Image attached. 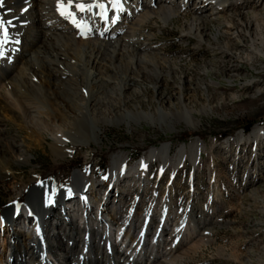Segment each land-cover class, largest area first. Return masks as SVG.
Listing matches in <instances>:
<instances>
[{
	"label": "bare ground",
	"instance_id": "6f19581e",
	"mask_svg": "<svg viewBox=\"0 0 264 264\" xmlns=\"http://www.w3.org/2000/svg\"><path fill=\"white\" fill-rule=\"evenodd\" d=\"M239 3V0L208 3L207 0H3L0 18L12 23L7 25L6 38L0 32V179H6L14 167L31 164L27 144L16 136L7 137L5 126L9 122L29 131L39 141L44 140L42 134L47 132L52 141L51 152L59 159L69 156L77 146L100 142L105 126L145 123L172 132L175 125L184 124L195 130L199 122L193 115H206L209 110L202 106L196 112L188 107L184 82L174 86L167 102L157 99L154 108L144 111L141 105L128 106L131 93L152 80L154 83L149 86L156 94L162 86V77L171 74L170 66L164 67L169 63L167 56L150 46L153 34L144 35L140 46L134 47L139 40L137 31L153 20L165 28L173 19L189 17L181 25L180 42L186 44L192 39L196 49H200L209 37L205 21L230 13ZM80 4L86 6L85 11L79 10ZM89 5L93 7L88 9ZM239 15H236L238 19ZM232 23H228L226 31L233 32L235 39L245 33L253 52L264 56V40L256 38L258 33L252 37L248 23L242 20ZM221 33L216 29L212 40L217 42ZM219 50L220 56L233 59L229 44ZM43 85L47 97L41 90ZM254 85L248 81L241 90ZM216 86L215 82L208 85ZM260 92L261 88H257L255 94ZM166 104H169L167 108ZM263 139L264 128H258L241 141ZM203 151L205 145L195 140L178 147L171 156V145L166 143L151 149L129 169L126 162L115 158L106 187L114 185L112 196L122 198L127 178L138 170L144 171L141 176L146 177L149 163L160 161L163 173L170 166L174 170L182 168L187 160L196 167ZM73 188L80 200L75 201ZM97 189L94 180L84 181L79 173L73 174L72 184L56 193L51 192L49 184L32 188L26 199L25 217L32 231L14 229L10 234L12 262L9 260L7 264H49L43 253L52 255L59 264H178L207 245L201 222L190 219L178 235H173L177 215L166 214L164 222L155 221L160 217L157 203L150 216L144 217L141 211H136L124 227L117 218L119 209L109 210L105 197L96 207L99 218L92 217V200ZM25 190L26 187L20 193ZM61 200L73 201V206L80 210L83 229L73 222ZM57 202L60 205L56 206ZM59 206H64L65 212ZM17 213L16 207L6 209L2 213L3 225L17 228L20 217ZM111 228L122 231L119 239L111 238ZM148 228L155 229L150 236L146 232ZM159 233L163 234L162 238ZM121 239L128 248H124L125 255L119 253L115 244ZM4 263L0 256V264Z\"/></svg>",
	"mask_w": 264,
	"mask_h": 264
},
{
	"label": "rangeland",
	"instance_id": "374dc122",
	"mask_svg": "<svg viewBox=\"0 0 264 264\" xmlns=\"http://www.w3.org/2000/svg\"><path fill=\"white\" fill-rule=\"evenodd\" d=\"M239 2L230 13L225 12L205 21L209 37L200 49H196L192 39L186 44L180 42L181 27L189 17L173 19L165 28L153 20L137 31L139 40L134 47L140 46L144 35L153 34L150 46L167 56L169 63L164 67L170 66L171 74L170 77H162V86L156 94L149 86L154 83L152 80L139 91L136 89L129 97L128 106L141 105L144 111L148 107L154 108L157 99L163 98L167 102L174 86L184 82L188 107L196 112L202 106L209 110L206 115H193L199 122L195 130L184 124L175 125L172 132L145 123L105 126L101 130L100 142L77 146L69 156L59 159L51 152L52 141L47 132L42 134L44 140L39 141L29 131L11 122L6 124L7 137L16 136L27 144L31 164L14 167L6 179H0V256L4 264L9 260L12 262V250L8 245L14 229L26 233L32 231L25 219L28 192L37 185L49 184L51 192L56 193L72 184L74 173H79L84 181L94 180L98 186L93 195L95 200H92V217L99 218L96 207L102 198L107 197L108 209H119L117 218L124 227L131 222L136 211H141L144 217L150 216L156 203L160 208V217L155 221L164 222L166 214L178 216L173 235H178L190 219L194 223L201 222L207 245L198 254L190 253L178 264H264V139L257 140V143H253L254 140L247 143L241 141L254 129L264 128V56L253 52L245 33L240 39H235L233 32L226 31L229 22L236 24L242 20L248 23L252 37L258 33L256 38L264 40V0ZM216 29L222 33L214 42L212 36ZM225 44L233 50V59L220 56L219 48ZM262 50L264 52V46ZM23 75L29 77L28 73ZM248 81L255 83L254 87L241 90V86ZM211 82L217 83V86L209 88ZM43 87L41 90L47 97L46 87ZM257 88H261L259 94H255ZM113 100L118 102V98ZM168 106L166 104L165 108ZM195 140L205 145L202 160L196 167L187 160L182 168L174 170L170 166L163 173L160 161L156 160L147 165L146 177L141 176L144 171L138 170L127 178L122 198L115 195L116 200L112 196L114 185L106 187L115 158L126 162L129 169L151 149L162 144L171 145L172 156L178 147ZM69 147H72L71 143ZM24 187L26 190L21 194ZM73 190L75 201L80 200L78 191ZM61 201L66 205L71 203L65 209L70 211L73 222L83 229L80 210L72 205L73 201ZM55 204L60 205L58 202ZM12 207L19 209L17 228L3 225L2 213ZM59 207L64 210V206ZM153 230L146 229L148 236ZM122 234L121 230L111 228V238L119 239ZM159 236L162 238L163 234L159 233ZM115 244L119 253L125 255L124 248L128 249L126 243L121 239ZM43 247L45 250L46 245ZM46 260L49 264H59L49 254Z\"/></svg>",
	"mask_w": 264,
	"mask_h": 264
},
{
	"label": "snow or ice",
	"instance_id": "6c2138e0",
	"mask_svg": "<svg viewBox=\"0 0 264 264\" xmlns=\"http://www.w3.org/2000/svg\"><path fill=\"white\" fill-rule=\"evenodd\" d=\"M0 7H3V0H0ZM80 11H85L86 6L83 4H80L77 6ZM93 7L92 5L87 6L88 9ZM100 8H103V5H99ZM12 22L11 21H4L2 18H0V32H2L5 36L7 37V25H10Z\"/></svg>",
	"mask_w": 264,
	"mask_h": 264
},
{
	"label": "built area",
	"instance_id": "2783aa9c",
	"mask_svg": "<svg viewBox=\"0 0 264 264\" xmlns=\"http://www.w3.org/2000/svg\"><path fill=\"white\" fill-rule=\"evenodd\" d=\"M244 131V130H243Z\"/></svg>",
	"mask_w": 264,
	"mask_h": 264
}]
</instances>
